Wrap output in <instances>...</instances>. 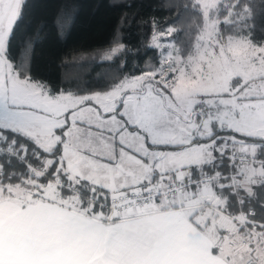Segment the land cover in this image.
<instances>
[{
  "label": "snow or ice",
  "instance_id": "snow-or-ice-1",
  "mask_svg": "<svg viewBox=\"0 0 264 264\" xmlns=\"http://www.w3.org/2000/svg\"><path fill=\"white\" fill-rule=\"evenodd\" d=\"M25 7L0 0V264H264L250 0H191L187 45L153 22L155 59L87 93L12 55Z\"/></svg>",
  "mask_w": 264,
  "mask_h": 264
},
{
  "label": "trees",
  "instance_id": "trees-1",
  "mask_svg": "<svg viewBox=\"0 0 264 264\" xmlns=\"http://www.w3.org/2000/svg\"><path fill=\"white\" fill-rule=\"evenodd\" d=\"M251 34L264 41V0H250ZM191 0H26L24 21L12 41V55L30 60L31 75L54 90L105 89L123 75H136L156 57L154 32L172 25L177 45L194 31ZM118 40L126 47L112 61L102 55ZM124 65L121 67V65ZM259 212V209H258Z\"/></svg>",
  "mask_w": 264,
  "mask_h": 264
},
{
  "label": "rangeland",
  "instance_id": "rangeland-1",
  "mask_svg": "<svg viewBox=\"0 0 264 264\" xmlns=\"http://www.w3.org/2000/svg\"><path fill=\"white\" fill-rule=\"evenodd\" d=\"M112 47H113V46H112ZM112 47H111V48H112ZM111 48H110V49H111ZM110 49H109L108 51H106V52L103 53V55H102L103 58H104L105 54H106L107 52L110 51ZM136 75H138V74H136ZM90 92H91V91H90ZM83 93H87V92H83Z\"/></svg>",
  "mask_w": 264,
  "mask_h": 264
}]
</instances>
